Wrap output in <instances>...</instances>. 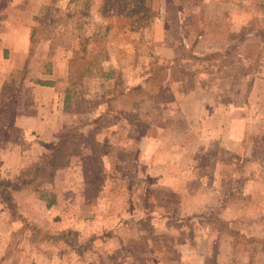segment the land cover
Returning <instances> with one entry per match:
<instances>
[{
  "label": "rangeland",
  "instance_id": "374dc122",
  "mask_svg": "<svg viewBox=\"0 0 264 264\" xmlns=\"http://www.w3.org/2000/svg\"><path fill=\"white\" fill-rule=\"evenodd\" d=\"M261 1L148 0L158 12L151 25L163 18L167 30H176L179 43L174 60L151 59L147 38L127 37L128 32L139 31L132 30L128 20L105 12L104 0L18 1L20 20L36 13L29 57V65H35L14 70L0 95V179L11 183V191L20 175L42 167L43 177L29 188L12 192V202L29 222L54 234L64 232L68 239L34 243L31 230H24L16 235L11 252L0 264H264V158L260 165H240L242 158L235 154L222 157L228 161V176L210 180L203 149H178L176 129L184 122L155 109L161 102L156 99L171 100L184 89L194 90L195 74L183 70L179 62L183 56H195L194 50L212 40H228L225 32L230 15L236 23L250 24L251 31L257 30L260 39L264 38ZM200 28L206 34L197 45L198 36L193 34ZM184 29L189 33L186 36ZM246 33L229 40L240 42L244 35L250 43L242 47V55L261 53L253 43L259 38ZM49 34L53 35L52 47L48 51L44 46L38 48L40 37ZM121 43V48L127 45L132 51L115 49L127 63L112 67L103 50L109 52ZM64 49L70 59L78 58L77 63L96 58L106 72L115 71L114 78L122 85L139 80L147 91L120 94L110 102L107 93L116 80L103 77L104 72L86 76L78 84L62 81L58 85L61 95L67 86L75 90L71 105L59 104L62 112L53 120L55 124L38 132L29 118L36 104L26 94L22 100V94L29 80L62 57ZM133 62L141 63L139 73L128 69ZM161 68L163 75L152 85L151 74ZM250 68L241 65L233 88L243 84ZM75 73L78 78L79 70ZM182 105L190 113L189 100ZM104 109L117 116L100 115ZM209 151L216 153L217 149ZM239 175L257 178L253 188ZM41 191L55 195L52 207H47ZM6 220L11 222L9 244L14 240L12 232L20 230L23 222L12 220V209L0 187V224L4 221L6 225ZM254 223L261 225L254 227ZM231 228L254 239L235 236Z\"/></svg>",
  "mask_w": 264,
  "mask_h": 264
},
{
  "label": "crops",
  "instance_id": "0c3cea01",
  "mask_svg": "<svg viewBox=\"0 0 264 264\" xmlns=\"http://www.w3.org/2000/svg\"><path fill=\"white\" fill-rule=\"evenodd\" d=\"M18 1L0 0V95L14 70L18 71L26 66L34 68L35 65H29V57L33 45V28L37 25L35 22L36 13L32 12L26 16L29 19L20 20L22 12L18 7ZM37 1L42 4V0ZM240 5L244 4L240 3ZM232 16L228 17L230 24L226 27L225 34H228V37L232 39L233 35L238 36L247 30L252 37L259 38L253 43L256 44V49L260 48L262 52L256 54L248 52V55H242V47H249L250 43L249 39L244 38V35L240 42L231 41L229 38L228 40H212L205 48H199V51L194 50L192 53L195 56H183L179 62L183 70L195 74L194 90L186 92L184 89V93L176 94L175 98L171 99L172 101L170 99V101L163 100L156 103L155 106V109H162L163 115L167 118H177L184 122V126L182 124V127H179L178 124V129H176L179 130L178 134L180 135L178 136V149H184V146L185 148L199 147L203 149L205 153L203 155L208 158L206 164L209 166V172L207 174L210 175V180L216 181L223 180L228 176V161L222 157L227 158L235 154L242 158L240 165H260L264 158V38L260 39L257 30L252 29L251 31L250 24L243 20L236 23ZM161 20L163 18L158 19L149 27L138 30L139 32L136 34L128 32L126 35L127 37H146L151 59H176V57L178 58L176 52L179 43L176 37L178 35L173 26H170L173 29L167 30L164 20L163 24ZM178 24L183 25L180 22ZM182 31L184 36L189 34L187 29ZM205 34L206 32L202 28L196 30L193 35L198 37L194 43L201 45ZM52 38V34L40 37L38 48L44 46L48 51L52 47ZM115 46L117 48L110 47V59L107 60V64L121 68L127 62L122 60L120 55L118 56L115 49L117 52L124 51V49L132 51V49L127 45L121 48L122 43ZM139 50L141 51L140 48ZM63 52L62 57L48 63L47 70L45 69L38 78L29 80L28 85L25 86L24 94H22V100L26 94L30 99L28 101L36 104L35 110L29 111V118L32 117L31 120L34 121V125L40 133L44 126L46 130L49 125L55 124L53 120L58 118L59 113L62 112L57 108L59 104L67 108L65 94L61 95L58 92L59 83L67 81L69 78L70 57L65 49ZM140 64L133 62L130 67L128 66V69L134 71L135 74L139 73ZM241 65L244 67L251 65L250 73L242 81V85L233 88L234 78ZM39 79L50 81L52 84L42 85L37 82ZM197 79L198 81H196ZM135 83L138 84L139 80H127L126 87H131ZM239 89L241 91H238ZM187 100L192 106L190 113H187L182 105ZM112 111L104 109L100 115L111 116ZM113 115L117 116V114ZM54 131H59V129ZM210 149H217V152H208ZM195 166L197 167V165ZM200 168H203V165ZM240 177L241 179L246 178L244 180L249 188H253V183L257 179L249 175ZM258 179L260 180V178ZM10 224V220H6V225L4 221L0 224L3 230V234L0 236V242H2L0 255L3 247H6L9 241ZM254 225V227H259L261 224L254 223ZM5 227L6 234L4 233ZM42 257L43 255L40 256V259H43Z\"/></svg>",
  "mask_w": 264,
  "mask_h": 264
},
{
  "label": "trees",
  "instance_id": "16d2710c",
  "mask_svg": "<svg viewBox=\"0 0 264 264\" xmlns=\"http://www.w3.org/2000/svg\"><path fill=\"white\" fill-rule=\"evenodd\" d=\"M104 11L107 13H113L122 19H126L129 21V25L131 26L132 30H140L142 28L149 27L151 25L152 20L158 16V12H155L152 9V6L149 4L148 0H104ZM260 8H264V0L261 1ZM86 39L91 40L92 36L86 37ZM77 53V51H76ZM104 53V59H109V52L107 49L103 50ZM76 57H73L70 59L69 64V82L70 85L72 84H78L81 83L82 79L86 76H91L94 73L104 72L103 77L109 78V79H115V71L110 69L108 72L104 70L103 64H101V61L96 62V58H92L91 60H87L85 62H79L77 63ZM76 63V66H75ZM82 63H85V65H82ZM81 64V65H80ZM80 65V67H78ZM82 66V67H81ZM76 69L79 70V73L75 78V71ZM163 69L161 68L158 70V72H155L154 74H151V79L153 80L151 84L153 85L156 81L155 78L160 77L163 75ZM116 80V79H115ZM38 83L42 85H49L52 84L50 81L39 79L37 80ZM54 84V83H53ZM123 83L119 80H116L113 83L112 88L108 91V101L111 102L113 98L118 97L120 94H129L133 91L142 90L146 92L147 90L144 88L145 84H136L131 87H126L122 85ZM72 92H75V90L71 86H67L64 89L65 94V106L67 108L71 105V98H72ZM168 98L158 100L156 101H167ZM111 109V106L108 107V110ZM107 110V109H106ZM264 172V170H263ZM44 170L42 167L36 166L34 168H31L24 172L22 175H20L15 182L13 183V188H11V191H9V186H11V183H6L1 181L0 179V187L3 189L5 197L7 198L8 206L12 209V220H20L23 222V226L20 230H16L12 232V238L14 237V240L12 239L8 244V251L7 253L0 258V262H3L8 254L11 252L10 248L13 244H15V237L18 235V233L24 232V230L30 229L31 230V237L30 240L34 243H38L39 241H59L61 239H68L67 236H65L64 232L60 233H52L49 230H45L43 227L39 226L36 223L29 222L26 217L18 210L17 205L12 202V192H16L19 190H22L24 188L31 187L32 184H34L37 180L43 177ZM42 197L46 200L47 207H52L55 202L56 198L54 194H49L47 191H41ZM48 195H51V198L48 197ZM227 223V222H225ZM231 233L235 236H245L248 239H254L251 236H246L241 234L239 231L235 229H230ZM77 245V244H76ZM83 246V245H80ZM85 247V246H84Z\"/></svg>",
  "mask_w": 264,
  "mask_h": 264
}]
</instances>
